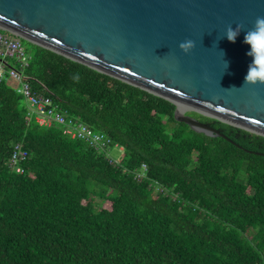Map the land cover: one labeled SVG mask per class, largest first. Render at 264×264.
I'll return each instance as SVG.
<instances>
[{
  "label": "trees",
  "instance_id": "trees-1",
  "mask_svg": "<svg viewBox=\"0 0 264 264\" xmlns=\"http://www.w3.org/2000/svg\"><path fill=\"white\" fill-rule=\"evenodd\" d=\"M22 43L31 87L110 143L41 125L0 80V264H264V136L190 112L260 154L197 133L171 101Z\"/></svg>",
  "mask_w": 264,
  "mask_h": 264
},
{
  "label": "water",
  "instance_id": "water-1",
  "mask_svg": "<svg viewBox=\"0 0 264 264\" xmlns=\"http://www.w3.org/2000/svg\"><path fill=\"white\" fill-rule=\"evenodd\" d=\"M257 17L264 0H0V30L163 97L191 130L260 154L190 114L264 136V82L245 84Z\"/></svg>",
  "mask_w": 264,
  "mask_h": 264
},
{
  "label": "built area",
  "instance_id": "built-area-1",
  "mask_svg": "<svg viewBox=\"0 0 264 264\" xmlns=\"http://www.w3.org/2000/svg\"><path fill=\"white\" fill-rule=\"evenodd\" d=\"M0 58V80L10 77L18 83L16 91L22 94L27 103L29 115L33 116L38 123L48 126L56 123L61 126L64 134L84 140L97 149H104L109 145L110 140L104 134L94 132L78 118L69 116L64 111H59L57 105L52 102L50 97L31 87L28 76L24 73V68L28 65L30 55L26 52L19 37L0 30ZM8 59H13L14 63L18 64V67L7 65ZM42 87L45 89V86L42 85ZM13 149L10 165L17 172H21L22 169L19 163L28 157V152L22 147L21 143H15Z\"/></svg>",
  "mask_w": 264,
  "mask_h": 264
},
{
  "label": "clouds",
  "instance_id": "clouds-1",
  "mask_svg": "<svg viewBox=\"0 0 264 264\" xmlns=\"http://www.w3.org/2000/svg\"><path fill=\"white\" fill-rule=\"evenodd\" d=\"M261 25H264V18L257 17L254 29L247 31L244 36V43L250 46L248 54L253 57V62L245 76V84L255 83L258 80L264 82V28H261ZM238 34L239 26L236 29L229 26L225 36L229 42L234 43ZM179 47L182 51L188 52L193 47V43L186 41ZM225 63L228 66V62Z\"/></svg>",
  "mask_w": 264,
  "mask_h": 264
},
{
  "label": "crops",
  "instance_id": "crops-1",
  "mask_svg": "<svg viewBox=\"0 0 264 264\" xmlns=\"http://www.w3.org/2000/svg\"><path fill=\"white\" fill-rule=\"evenodd\" d=\"M9 62L13 63V61L11 59H9ZM4 80L7 79L8 82H10V84L15 87L14 89L16 90V87L18 86V83L15 81V80H10L11 78L8 77V78H3ZM18 92V91H17ZM19 93V92H18Z\"/></svg>",
  "mask_w": 264,
  "mask_h": 264
},
{
  "label": "rangeland",
  "instance_id": "rangeland-1",
  "mask_svg": "<svg viewBox=\"0 0 264 264\" xmlns=\"http://www.w3.org/2000/svg\"><path fill=\"white\" fill-rule=\"evenodd\" d=\"M122 148L120 147V150H121ZM111 154H114V155H116V156H122V152H119L118 151V149H114L112 152H111Z\"/></svg>",
  "mask_w": 264,
  "mask_h": 264
},
{
  "label": "bare ground",
  "instance_id": "bare-ground-1",
  "mask_svg": "<svg viewBox=\"0 0 264 264\" xmlns=\"http://www.w3.org/2000/svg\"><path fill=\"white\" fill-rule=\"evenodd\" d=\"M4 80V79H3ZM7 80V79H6ZM10 80H12V79H10ZM7 82V81H6ZM10 83V82H9ZM15 88V87H14ZM23 97V96H22ZM185 109V107H183V106H180V105H178V110L179 111H183ZM28 119V118H27ZM49 127V126H48ZM147 166V165H146ZM140 168V167H139ZM132 171V170H131ZM135 171H136V169H135ZM134 172V171H133ZM137 172V171H136ZM132 173V172H131ZM147 174V173H146ZM144 175V174H143ZM134 178H136V176L134 177Z\"/></svg>",
  "mask_w": 264,
  "mask_h": 264
}]
</instances>
